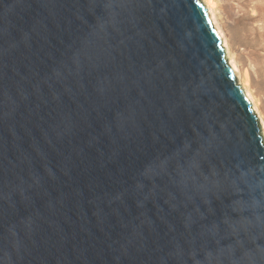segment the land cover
<instances>
[{
    "label": "water",
    "instance_id": "obj_1",
    "mask_svg": "<svg viewBox=\"0 0 264 264\" xmlns=\"http://www.w3.org/2000/svg\"><path fill=\"white\" fill-rule=\"evenodd\" d=\"M223 42L203 0H0V264H264Z\"/></svg>",
    "mask_w": 264,
    "mask_h": 264
},
{
    "label": "rangeland",
    "instance_id": "obj_2",
    "mask_svg": "<svg viewBox=\"0 0 264 264\" xmlns=\"http://www.w3.org/2000/svg\"><path fill=\"white\" fill-rule=\"evenodd\" d=\"M242 79L264 119V0H212ZM264 126V124H263ZM263 133H264V127Z\"/></svg>",
    "mask_w": 264,
    "mask_h": 264
},
{
    "label": "bare ground",
    "instance_id": "obj_3",
    "mask_svg": "<svg viewBox=\"0 0 264 264\" xmlns=\"http://www.w3.org/2000/svg\"><path fill=\"white\" fill-rule=\"evenodd\" d=\"M203 1H204V3L206 4L207 8L209 9L210 15H211V17L213 18V23H214V25L217 27V30L219 31L220 35L222 36V38H223V40H224L223 44H224V46H225V48H226V51H227V53H228L229 58H230L231 61H232L233 66H234V68H235V70H236L237 77L239 78L240 82L242 83V86L245 88V91H246V93L248 94L250 100L253 102V104H254L253 107H254L255 111L257 112V114L259 115L262 124H264L263 115H262V113H261V110L257 107L258 104H257V102H256V100H255V96H254V94L252 93V91L248 88V86H247L248 82L245 81V80H243V79L241 78L242 75H241V70H240V68H239V66H238V64H237L238 62H237V60H236V59L232 56V54H231L230 46H229V42H230V41H229V39H228V37H227L225 31L223 30V28L221 27V25H220L219 22H218L219 19H218V15H217V13H216V10H215V8H214V3L212 2V0H203ZM263 127H264V126H262V128H263Z\"/></svg>",
    "mask_w": 264,
    "mask_h": 264
}]
</instances>
